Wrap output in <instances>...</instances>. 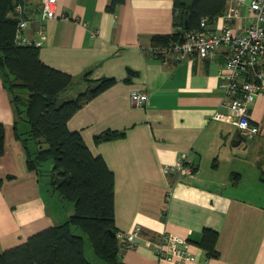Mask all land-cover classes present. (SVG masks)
Listing matches in <instances>:
<instances>
[{
  "label": "crops",
  "instance_id": "0c3cea01",
  "mask_svg": "<svg viewBox=\"0 0 264 264\" xmlns=\"http://www.w3.org/2000/svg\"><path fill=\"white\" fill-rule=\"evenodd\" d=\"M19 1L29 20L24 35L43 41L38 47L41 60L76 81L67 98H76L103 78L117 80L68 126L82 134L92 154L101 156L115 174L117 230L140 228L133 247L119 241V264H264V92L250 107L259 134L237 144L236 126L216 118L218 112L234 116L218 75L230 49L222 46L212 61L154 57L149 52L158 45L153 38L179 30L174 0H126L114 11L107 10L112 0H57L58 14L71 18L45 22L39 10L43 0ZM247 16L243 8L233 22L235 33L246 27ZM222 23L218 16L208 26L220 31ZM137 91L146 93L148 101L134 103ZM15 120L0 74V122L6 131L0 156V253L74 213V204L50 189V175L46 181L42 171L29 169L20 135H27L31 126L20 121L16 130ZM106 131L125 135L96 142ZM184 155L196 167L192 175L164 173ZM233 173L241 174V182L233 181ZM206 228L219 234L216 257L197 244ZM165 232L187 238L195 261L160 258L154 245Z\"/></svg>",
  "mask_w": 264,
  "mask_h": 264
},
{
  "label": "trees",
  "instance_id": "16d2710c",
  "mask_svg": "<svg viewBox=\"0 0 264 264\" xmlns=\"http://www.w3.org/2000/svg\"><path fill=\"white\" fill-rule=\"evenodd\" d=\"M125 1L112 0L107 10L114 11ZM228 6V0H174L175 25L179 30L171 35H156L153 43L180 41L183 34L198 29L203 18L214 19ZM16 13L17 8H12L10 0H0V74L11 94L15 129L20 121L30 124L31 131L24 137L20 135L28 167L41 172L44 164L53 160L49 187L62 200L74 204V213L66 222L35 233L24 244L1 252L0 264H94L86 258V240L77 230L87 235L97 258L106 264H119L115 174L101 156L92 154L82 134L68 126L82 107L117 80L103 78L76 98H67L76 86L74 77L47 66L38 47L16 43L19 22ZM5 134V126L0 122V156L5 153ZM123 135L124 132L106 131L96 137V142ZM30 141L35 150L29 148ZM232 176L235 183L241 182L240 173ZM218 239L217 231L206 228L197 244L216 257Z\"/></svg>",
  "mask_w": 264,
  "mask_h": 264
},
{
  "label": "built area",
  "instance_id": "2783aa9c",
  "mask_svg": "<svg viewBox=\"0 0 264 264\" xmlns=\"http://www.w3.org/2000/svg\"><path fill=\"white\" fill-rule=\"evenodd\" d=\"M57 0H43L40 6V19L48 20L61 18L68 20L70 15L57 12ZM243 8L248 9L247 25L235 33L233 22L241 18ZM24 7L19 4L15 17L18 19L16 43L23 46L39 47L43 41H31L24 35L29 20L25 18ZM222 26L220 31H213L208 26V18L200 21L198 29L188 31L183 41H171L168 44L153 45L150 53L161 59L169 56L176 61L186 59H214L216 52L222 47L230 49L229 57L223 68L218 71L220 88L226 97V104L234 111L231 119L228 115L218 112L216 118L227 119L233 123L238 132L246 139H253L259 134V127L250 115V107L257 97L264 92V71L261 64L264 61V0H251L245 3L234 0L220 15ZM39 36L43 40L46 35L43 26L40 27ZM98 31L93 32L96 35ZM132 100L137 105L148 101V95L135 92ZM196 167L184 155L174 168L166 166L165 174L174 173L177 177L192 175ZM140 237V228L132 231L118 233V238L126 247H133ZM155 252L160 258L176 259L181 262L195 261V255L189 250L187 238L165 232L159 242L154 245Z\"/></svg>",
  "mask_w": 264,
  "mask_h": 264
},
{
  "label": "rangeland",
  "instance_id": "374dc122",
  "mask_svg": "<svg viewBox=\"0 0 264 264\" xmlns=\"http://www.w3.org/2000/svg\"><path fill=\"white\" fill-rule=\"evenodd\" d=\"M243 144H245V142H243ZM43 167L44 170L42 172L44 175V179L47 181L49 179V172L52 170L53 167V160H49L48 162H46ZM77 233L82 235L86 240V252H85L86 258L89 261L93 262L94 264H105L96 258L92 244L88 239L87 235L84 234L81 230H77Z\"/></svg>",
  "mask_w": 264,
  "mask_h": 264
},
{
  "label": "water",
  "instance_id": "95a60500",
  "mask_svg": "<svg viewBox=\"0 0 264 264\" xmlns=\"http://www.w3.org/2000/svg\"><path fill=\"white\" fill-rule=\"evenodd\" d=\"M10 2H11V5H12V8H17L19 6V4H20V1L19 0H10ZM13 2H15V3H13ZM183 40H184V34L182 35V38H181V41H183ZM130 74H132V73L130 72ZM245 141H246V138L243 137L239 133L238 134L237 144H240V143L245 142Z\"/></svg>",
  "mask_w": 264,
  "mask_h": 264
}]
</instances>
